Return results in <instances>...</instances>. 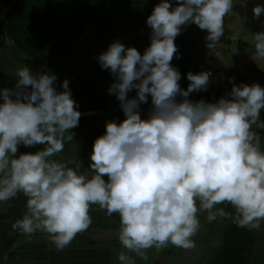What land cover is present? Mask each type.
Here are the masks:
<instances>
[{"label": "clouds", "instance_id": "1", "mask_svg": "<svg viewBox=\"0 0 264 264\" xmlns=\"http://www.w3.org/2000/svg\"><path fill=\"white\" fill-rule=\"evenodd\" d=\"M232 8L233 0H176L175 6L160 0L146 19L150 45L143 54L114 41L98 55L100 67L114 77L108 92L125 119L106 122L104 134L95 139L90 177L70 162L52 159L73 139L65 134L81 115L69 81L57 91L54 74L33 73L23 64L16 69L15 88L0 89V202L18 193L27 198L26 212L13 229L44 232L63 249L88 229L90 205H98L119 216L118 239L127 250L118 253L120 264H135L129 252L147 261L150 248H194L198 213L213 221L225 215L219 204L234 209L237 227L260 228L264 150L250 129L264 109V87L233 83L216 102H194L189 94L206 91L211 74L188 72L190 83L183 89L181 73L170 63L182 26L194 23L206 30L207 47L213 49ZM253 14L264 15V6L256 5ZM252 35L256 55L264 58V30ZM132 90L135 97L129 98ZM149 96L152 107L142 119L139 105ZM20 144L45 147L17 158Z\"/></svg>", "mask_w": 264, "mask_h": 264}, {"label": "crops", "instance_id": "2", "mask_svg": "<svg viewBox=\"0 0 264 264\" xmlns=\"http://www.w3.org/2000/svg\"><path fill=\"white\" fill-rule=\"evenodd\" d=\"M134 3L136 2L132 3L123 22L114 31L108 32L100 20L91 18L82 38L73 42L64 53L53 55L54 57L64 55L73 47L72 52L68 54L73 56L72 64L57 61L61 68L55 67L50 71V74H54L57 78L54 82L57 91H63L61 84L65 79L69 81L71 97L76 102L77 110L81 115L78 125L65 134L66 136L72 135L73 139L66 140L63 151L56 154L52 159L70 162V167L78 170L79 174L86 177L93 174L88 165L85 164L91 163L89 148L97 137L104 134L106 122L115 121L119 123L125 119L119 106L120 102L115 95L108 92L114 77L109 70L100 67L97 57L114 41H119L125 47H134L141 54L150 45L151 28L146 24V19L153 9L149 5L144 6L142 2L139 3L140 5L136 3L133 6ZM185 39L187 37H183L179 44H175L177 57L170 62L177 70H182L178 66H182L191 54L190 46H187L190 43H188V39ZM135 42L137 43L135 44ZM9 48H15V50L12 49V52L5 50L0 55V67H2L0 68V89L15 88L18 78L13 69L16 70L20 67L18 66L19 60H23L21 55L15 54L17 53L16 50L19 51L18 48L16 49L13 45ZM53 56L49 57L43 64L37 62L35 73H46L44 66ZM24 60L28 62L29 59ZM135 94V90H132L128 96L133 98ZM151 107V97L149 96L147 103L139 105L142 119L147 118ZM110 117L112 119H109ZM92 125L98 128L95 130ZM44 147L42 144L33 146L20 144L15 155L18 158L22 153H35ZM26 199L22 193H18L16 197L0 202V264H120L117 258L118 253L127 250L122 247L118 235H110L108 226L102 225L100 221L96 222L95 225L98 226L94 227L92 220L88 229L78 233L72 242L63 249H57L48 234L44 232L37 231L31 235H25L18 229H13V223L22 218L26 212ZM98 208H100L98 205H90L89 215L91 219L93 218L91 211L95 209L99 212ZM219 208H221L220 205ZM206 217L205 213H198L200 228L197 235L192 237L195 241V249H183L172 245L169 252L171 257H167L165 261L160 258L162 253H154L153 248L146 250L147 261L142 260L135 253L129 252L128 255L135 261V264H200L210 251V249L207 250L209 246L206 242L201 240L203 238L201 230L205 232V228L209 229L208 224H212L214 221H208ZM262 222L261 228L254 229L251 243L245 246V264H264V221L262 220ZM205 234L207 235V233ZM215 243L217 248L221 246L220 242L216 241ZM219 255L217 254L218 261L216 264L220 261ZM198 257L199 262L196 261Z\"/></svg>", "mask_w": 264, "mask_h": 264}, {"label": "rangeland", "instance_id": "3", "mask_svg": "<svg viewBox=\"0 0 264 264\" xmlns=\"http://www.w3.org/2000/svg\"><path fill=\"white\" fill-rule=\"evenodd\" d=\"M59 1L70 7L78 8V6H80L81 0H59ZM134 2H136L137 4L142 2L144 6L149 5V7L153 9L154 5L158 4L160 0H137V1L135 0ZM171 2L175 6L176 0H171ZM136 3H134L133 6ZM110 4L114 6L115 4H120V1L119 0H115L114 2L111 1L109 2L108 5ZM256 5L264 6V0H233L232 11H230L224 17V32H223V35L221 36L222 39L220 38L218 44L213 49H209L207 47L208 42H206L205 46L202 49L200 57L197 60L199 61V66L196 70H193L192 68H190L192 67V65L190 63L188 64L187 62H183L182 66L179 65L182 68V70H178L181 73V76L183 75L184 77H186V74L190 71L194 74L199 73L201 71L209 72L211 75H210V81H209L206 92H208L210 89L215 88V85L216 87H223V86L226 87V86H229V84L232 85V81L239 76H246L247 77V79H245L246 82H248L247 80L250 78V80H252L250 81V85H252L253 83H257L261 87H264V83L262 81L258 79L255 80L256 76H264V58H260L256 55V52L254 49L253 35H252L253 33L264 30V15H261L260 17H255L253 14V8ZM116 8H118L117 5H116ZM7 11H8V6L4 3V0H0V55H2L5 50L6 51L11 50V52L13 51L12 49L15 50V48H9L12 45L13 46L15 45L10 40V38L6 36L5 34L4 20H5ZM206 35H207L206 30L199 29V27L193 23V24H189L187 26L181 27V32L175 37L174 43L176 45L179 44V41L182 40L183 37H187L188 43L198 42V40L199 41L205 40ZM227 38L233 41L227 42L225 40ZM237 39L246 40L248 44H242V42L236 41ZM136 43L137 42H135V44ZM71 50L67 51L64 55H60L56 57L53 56L52 59H50L48 63H46V65L44 66L46 73L48 72L50 73V71L55 69V67L61 68L59 67L58 62H65V63L70 62L72 64V62L74 61L73 56L68 55L72 52ZM16 51L17 53L15 54L19 56L21 55L20 57L23 58V60H19L20 64H18V66H21V64H23L27 66L33 73H35V68L38 65L37 62L33 58H31L29 55L25 54L24 52L22 51L19 52L20 50L19 51L16 50ZM175 57H177L176 53L173 58ZM24 59H29V60H27L28 62H25ZM183 60L185 61V58H183ZM189 69L191 70L189 71ZM6 70L7 72H9L7 68ZM13 71L16 72L15 69H13ZM229 78H231V82ZM258 78H261V77H258ZM178 83L181 88L187 89V85L190 82L186 78L185 80L184 78H181V80ZM201 92L202 91H196V92L190 93L189 99L195 102L196 99L198 100V95H200ZM228 93L229 92L222 93V94L220 93L219 94L220 96H218V98H216L212 102H216L221 97H226ZM177 99L179 100L180 97H177ZM261 116H262V112H260V117ZM112 117H114L113 114H112ZM109 119H112V118L110 117ZM261 124H262L261 119H258L256 123H254V126L256 127L252 128L251 131L254 132L256 135H258L259 134L258 128L260 127ZM92 127L95 130L98 128L97 126H94V125H92ZM260 146H261V149L264 150V138ZM92 148H93V145L89 148L90 152H92ZM82 163H85V161H82ZM85 164L88 165V167L90 165L88 163H85ZM219 205H217L216 207L219 208ZM220 207L224 209L225 215H217L216 217L217 221L215 219L214 221L216 222L214 221L212 222V224L214 225L212 229H211V223H210L208 224L209 229L205 228V232H202L203 230H201V234L203 237L201 238V240L202 241L204 240V242H206L207 246H209L207 250L210 249V251H209V254L206 255L205 259L200 264H216V262L218 261L217 254L219 255V253H221V255H219L220 261H221L224 257V253L226 254L228 250L233 249V247H236V245L239 246L240 244H242L241 240L245 239V237H243L239 239L238 241H235L234 232L227 229L228 227H231L232 230L236 228V225H232V217L234 215L232 211H234V209L228 204H225ZM98 210L99 212H97L95 209L91 211L93 212V215H92L93 218L91 220L94 221V224L92 223L94 227L98 226L95 224L96 222L100 221L102 225L108 226L107 228H109L110 230L109 231L110 235L119 236L120 221H119L118 214L113 213L111 216H109L107 215L105 209L98 208ZM205 215H207V213H205ZM230 220H231V223H229ZM262 226H263V222L260 221V228ZM242 232L245 236L246 235L249 236V234L252 235V231L251 232L249 231L248 233L246 231H242ZM197 233L194 236H196ZM205 233H207V235ZM237 233L238 235L241 236V233L239 231ZM215 240L217 242H220L221 246H219L218 248L215 246L216 244ZM153 249H154V253L156 252L162 253L160 257L162 258V261H165L167 257L169 258L171 257L169 255V252L171 250L167 249V246L159 250L155 248ZM233 251L234 250H231L232 253ZM199 254L201 255V253ZM196 261L197 262L200 261L199 257L196 258Z\"/></svg>", "mask_w": 264, "mask_h": 264}, {"label": "trees", "instance_id": "4", "mask_svg": "<svg viewBox=\"0 0 264 264\" xmlns=\"http://www.w3.org/2000/svg\"><path fill=\"white\" fill-rule=\"evenodd\" d=\"M111 1L114 2L115 0H81L80 6L74 8L59 0H4V3L8 6L4 20L5 34L20 51L29 55L39 64H43L49 57L64 53L73 42L82 38L91 18L100 20L108 32L114 31L123 22L127 9L135 0H119L120 4H115V7L112 4L108 5ZM116 5L118 8H116ZM225 40L227 42L233 41L229 38ZM236 41L248 44L246 40L237 39ZM206 42V40H198V42H191L190 45H187L190 46L191 54L185 62L190 63L192 65L190 68L193 70H196L199 66L197 60ZM181 78L185 80L186 77L182 75ZM245 79H247L246 76H239L232 81V84L236 82V85L241 83L250 85L252 80L249 78L248 83ZM257 79L264 83V76H256L255 80ZM231 88L232 85L230 84L226 87H216L215 85V88L210 89L208 92L202 91L198 95V100L205 98L207 102H212L220 96V93H230ZM198 100L196 99V101ZM260 112H262V116L259 119L264 124V109H261ZM255 127L254 124L251 125V129ZM258 130L261 144L264 138V128L260 126ZM223 205L225 204L220 206ZM232 213L234 214V211ZM229 223H231V220ZM232 225H235L233 220ZM211 227H214V225L211 224ZM227 229L234 232L235 241L243 237L245 239L241 240L242 244L239 242V246L236 245L233 249L230 248L234 250L233 253L231 250H228L226 254L224 253V257L219 264H245V246L251 243L252 235L245 236L242 231L247 233L252 231L253 234L254 229L237 226L234 230L231 227ZM237 230L241 233V236L238 235ZM171 248L172 245L168 244V249Z\"/></svg>", "mask_w": 264, "mask_h": 264}]
</instances>
